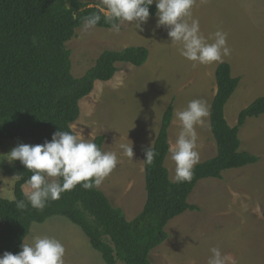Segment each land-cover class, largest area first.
Returning a JSON list of instances; mask_svg holds the SVG:
<instances>
[{"label": "rangeland", "instance_id": "374dc122", "mask_svg": "<svg viewBox=\"0 0 264 264\" xmlns=\"http://www.w3.org/2000/svg\"><path fill=\"white\" fill-rule=\"evenodd\" d=\"M192 11L205 37L218 28L228 33L232 52L223 62L229 64L231 76L240 79L224 108L225 120L231 126L242 109L264 96V0H196ZM156 23V16L150 18L142 25L143 31L125 23L118 34L97 27L83 32L80 26L66 43L74 78L83 76L104 50H148L141 67L117 64L118 71L111 80L95 82L92 92L79 101L80 113L71 125L72 132L84 139L104 136L102 149L117 153L119 163L98 189L112 207L121 209L127 221L139 214L145 202L143 144L139 140H150L148 146L152 145L161 115L173 100L168 142L174 143L180 129L174 112L193 99L205 100L210 108L216 90L214 71L220 64L192 67V62L179 54L180 46L171 44L168 29L157 28ZM197 134L200 163L215 155L209 118L207 126L197 127ZM238 136L240 151L264 153V114L247 119ZM21 143L32 145L29 139L0 145V162L4 163L0 167V198L4 200H13L16 181L12 173L3 172L14 165L4 155ZM121 143H132V159L120 154ZM260 158L258 167L252 164L226 170L220 179L199 181L187 200L198 210H188L167 224L168 238L151 252V264H207L212 247H219L235 264H264V155ZM165 166L174 182L169 154ZM22 190H28L25 184ZM37 236L61 241L66 249L65 264H103L82 231L65 218L54 216L43 224H33L24 242L32 243Z\"/></svg>", "mask_w": 264, "mask_h": 264}, {"label": "trees", "instance_id": "16d2710c", "mask_svg": "<svg viewBox=\"0 0 264 264\" xmlns=\"http://www.w3.org/2000/svg\"><path fill=\"white\" fill-rule=\"evenodd\" d=\"M69 8L77 13L81 9L80 16L89 11L81 0H0V145L26 139L32 145L43 144L57 131L72 132L71 125L80 113L79 101L92 92L95 82L111 80L118 71L117 64L139 68L146 62L145 47L104 50L83 76L74 78L66 43L81 24L71 19ZM149 11L150 18L155 17V4ZM96 27L109 29L110 25L102 19ZM214 79L209 128L215 155L195 166L191 182L170 181L165 166L174 111L171 100L152 144L159 153L154 164L144 161L148 147L141 150L145 202L137 216L127 221L101 190H84L79 185L59 200L50 201L42 211L31 206L20 211L15 201L27 202L22 187L31 172L15 161L9 172L3 171L22 174V179L14 183L15 201L0 198V256L4 252L17 254L33 224L59 216L82 231L103 264H151V252L168 238L167 224L188 210H198L187 200L199 181L220 179L226 170L259 161L258 156L239 151L238 133L247 119L264 114V96L242 109L231 127L224 118V108L240 79L231 76L226 62L217 65ZM93 142L102 148L104 136L95 137ZM3 165L1 161L0 167Z\"/></svg>", "mask_w": 264, "mask_h": 264}, {"label": "clouds", "instance_id": "9594fccd", "mask_svg": "<svg viewBox=\"0 0 264 264\" xmlns=\"http://www.w3.org/2000/svg\"><path fill=\"white\" fill-rule=\"evenodd\" d=\"M196 0H88V14L80 16L71 11V19L78 20L82 31L95 29L103 21L110 25L109 31L119 33L125 23L134 24L143 31L142 25L150 19V7L155 4L156 27H166L173 45H179V54L192 67L223 63L231 55L228 33L218 28L205 37L198 18L193 17ZM210 108L203 99H193L187 106L174 112L180 129L174 143L169 145V157L174 163V181L191 182L194 168L200 161L198 126H207ZM120 154L133 158L132 143H121ZM159 153L153 145L145 149V163L152 165ZM8 162L19 161L31 172L25 181L28 189L25 200L15 201L20 211L31 208L42 211L50 201H57L65 192L79 185L84 190L98 188L119 163L114 151H105L95 142L84 139L70 131H57L51 140L43 144H18L4 155ZM12 179H22V174ZM66 249L61 241L49 236H37L32 243L21 244L17 254L4 252L0 264H65ZM207 264H235L233 258L219 247L210 249Z\"/></svg>", "mask_w": 264, "mask_h": 264}, {"label": "crops", "instance_id": "0c3cea01", "mask_svg": "<svg viewBox=\"0 0 264 264\" xmlns=\"http://www.w3.org/2000/svg\"><path fill=\"white\" fill-rule=\"evenodd\" d=\"M240 86H242V83H241V85ZM242 89H246V88H242ZM216 91V90H215ZM215 93V92H214ZM236 93H241V90L240 89H238L237 91H236ZM214 96V95H213ZM241 97H243V95H240ZM213 98V97H212ZM226 106V105H225ZM224 118H225V115H224ZM231 125V127L232 126H234L235 124L233 123V124H230ZM150 136V135H149ZM155 137H156V135H155ZM154 139L155 138H152V144H153V141H154ZM141 141V142H140ZM150 141V140H149ZM147 139H143V140H139V142H140V144L142 145V148H146V147H150V146H148V142H149ZM245 142V141H244ZM150 143V142H149ZM240 149H241V145H240V147H239V151H240ZM240 152H242V150L240 151ZM258 153H256V154H254V155H256V156H258L259 157V160H260V162L259 163H257L258 164V166L259 165H261V162H262V159L260 158L261 156H263L264 155V153H261L259 150L257 151ZM257 164H256V166H257ZM257 166V167H258Z\"/></svg>", "mask_w": 264, "mask_h": 264}]
</instances>
